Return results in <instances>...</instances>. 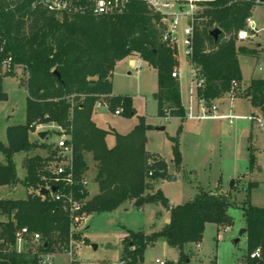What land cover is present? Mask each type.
Here are the masks:
<instances>
[{"label":"trees","instance_id":"trees-1","mask_svg":"<svg viewBox=\"0 0 264 264\" xmlns=\"http://www.w3.org/2000/svg\"><path fill=\"white\" fill-rule=\"evenodd\" d=\"M35 0H19L0 11V26L7 38V49L16 63L23 64L28 76L24 123L6 127V143L0 141V187L18 182L14 155L28 153L34 148L45 155H28L24 160L26 175L22 180L27 189L24 198L0 199V239L6 246L0 248V264H37V253L25 248L17 252L15 232L26 226L40 234V251H54L58 244L69 240L70 218L60 204L49 196L36 193L40 177L48 174L45 165L56 154L53 143L30 139L31 125L54 124L69 133L73 145L74 170L77 179L87 171L85 154L95 162L94 182L98 191L87 199V214L113 211L127 201L136 207L159 203L169 214V221L158 230L146 234L128 229L122 239V253L118 264H143L148 246L164 237L167 245L179 252L178 259L169 264H182L185 245L201 242L206 223L229 225L227 210L235 205L225 194L201 193L194 199L171 205L160 188L158 180L171 181L175 174L168 172L166 161L146 150V131L150 128L144 116L127 133L98 127L92 119L96 102L105 96L114 112L136 113L132 98L112 94L111 77L117 62L137 56L157 72V114L160 117H184L178 78L171 76L179 65L176 48L162 41L163 25L157 14L140 1H134L121 14L57 17L39 6ZM256 0H219L207 12L208 20L200 22L195 31L192 63L203 75L204 85L196 97L210 105L223 97L232 82H241L239 54L254 55L253 49L238 46L237 32L246 27ZM218 27L222 33L215 44L208 32ZM55 71L59 74L57 75ZM73 96L72 99L69 96ZM245 95L264 117V78L251 79ZM7 98L0 78V100ZM114 135L112 147L106 136ZM173 141V159L180 163L181 156L176 138ZM250 171L255 167V149L250 147ZM257 185V182H250ZM79 185L75 187V190ZM246 228L244 264H264V206L251 203L242 207ZM79 238L78 235H73ZM84 244L88 243L82 237ZM260 248L258 257L250 254ZM168 262V261H167ZM211 264H216L215 261Z\"/></svg>","mask_w":264,"mask_h":264},{"label":"rangeland","instance_id":"rangeland-1","mask_svg":"<svg viewBox=\"0 0 264 264\" xmlns=\"http://www.w3.org/2000/svg\"><path fill=\"white\" fill-rule=\"evenodd\" d=\"M257 32L246 40H238V46L254 50V55L239 54L241 82L234 94L214 100L218 115L207 117H191L187 107L191 101L193 114L197 115V97L190 90V68L182 54L179 57V83L182 103L185 108L184 117H160L157 114V72L145 61L137 72L131 66V61H140L137 56H130L119 61L113 70L112 91L117 95H127L132 98L136 113L134 115H115L105 106L95 111L99 123L107 129L119 133H127L138 122L139 116H144L150 128L146 131V150L163 158L168 172L175 174L171 181L158 180L156 187L160 188L171 205L181 204L194 199L201 193L225 194L235 205L229 206L227 212L232 222L227 225L206 223L203 237L199 245L189 243L184 247L186 255L182 264H244L246 253V233L239 236V230L245 227L242 207L251 203L264 206V127L261 121L264 117L260 109L245 95V91L253 78H264V3H255L251 17ZM249 33H253L247 28ZM26 73L17 71L15 75L1 78V85L7 98L0 100V141L6 143V127L24 123L26 103ZM196 98V99H195ZM107 101V100H106ZM219 101V102H218ZM231 110L235 118L231 123L223 117ZM253 125V126H252ZM163 127V128H161ZM47 130L48 143H55L57 131L51 124H44ZM257 135L255 142L256 164L250 171L249 136ZM176 138L181 160L176 164L173 159V141ZM30 139L40 142L41 139L30 132ZM45 155L44 150L34 148L27 155ZM24 152L15 154V166L18 182L0 187V199H17L23 197L25 186L21 178L25 172ZM0 161L4 162L0 152ZM90 170L87 175L89 196L97 191L93 180L94 167L88 159ZM19 175V176H18ZM257 185L250 187V182ZM165 208L159 203H146L136 207L133 201L121 204L113 211L94 212L89 214L86 223L81 227V233L88 239L79 250L83 261L94 264H118L122 253V239L128 229L149 234L161 229L164 224ZM2 216H0V219ZM218 235H220L218 237ZM239 238L238 242H234ZM0 239V248L5 247ZM3 244V246H2ZM95 246V247H94ZM59 256L58 258H56ZM54 264L66 262L57 254ZM61 257V258H60ZM179 252L159 238L148 246L144 252L143 264H155V259L175 262ZM65 260V261H64ZM66 264V263H64Z\"/></svg>","mask_w":264,"mask_h":264},{"label":"built area","instance_id":"built-area-1","mask_svg":"<svg viewBox=\"0 0 264 264\" xmlns=\"http://www.w3.org/2000/svg\"><path fill=\"white\" fill-rule=\"evenodd\" d=\"M19 0H0V11L6 10ZM137 0H35L32 6H39L49 13H53L57 17L90 14L93 16L115 15L121 14L128 9L130 4ZM143 2L147 8L157 14L159 21L164 27L162 33V41L170 43L176 48V56L179 59L180 54L184 56L190 68V90L197 89L204 85L205 79L199 72L198 68L192 63V54L194 50V38L196 27L200 22L208 20L207 12L212 10L219 0H138ZM256 3H264V0H256ZM249 28L253 33H249ZM257 32L254 20L249 18L246 27L237 32L238 40H246ZM139 58V57H138ZM140 59V58H139ZM143 60L131 61V66L135 71L142 68ZM179 65L174 67L171 76L179 77ZM23 70L26 75L28 73L23 64L16 63L12 54L7 49V38L0 26V78L10 75H15L17 71ZM27 78V77H26ZM238 84L232 82L231 90L227 94H234L238 90ZM70 99L73 96H69ZM105 106L109 109V103L105 96H101L96 102L95 108ZM197 115L193 114V106L191 101L187 107L189 116L191 117H207L208 115H218V107L215 103L207 105L204 100H198ZM122 108H117L113 113L119 115ZM228 123H231L235 118L234 114L227 113L223 115ZM256 119L261 122L264 127V120ZM43 123L33 124L34 133L44 130ZM57 131V140L53 143L51 150L55 151L54 159L48 161L45 169L48 174L40 177V185L36 193L45 198L58 202L64 212L70 218V234L69 240L65 244H58L54 251L43 252L38 249L42 244L40 234L30 232L24 226L16 230L14 247L17 252L23 251L25 248H31L37 253V264H54V258L57 254L63 256L66 264H94L93 262L83 261L79 256V250L84 244L82 240L81 227L86 223L89 216L84 210L85 198L83 194L87 191L88 179L83 174L80 179H77L74 170L73 160V145L70 141L69 133L62 128L51 124ZM47 131V130H46ZM79 188L75 190V187ZM55 190H52V187ZM42 187L47 188V194H40ZM5 220V217L0 219V222ZM228 228L225 227L224 231ZM73 235H78L79 238H74ZM220 235H218L219 237ZM260 248H256L251 254V258L258 257ZM155 264H168L167 260L155 259Z\"/></svg>","mask_w":264,"mask_h":264},{"label":"crops","instance_id":"crops-1","mask_svg":"<svg viewBox=\"0 0 264 264\" xmlns=\"http://www.w3.org/2000/svg\"><path fill=\"white\" fill-rule=\"evenodd\" d=\"M118 63V62H117ZM116 66V65H115ZM113 75V74H112ZM111 81H112V77H111ZM112 94H114V95H117V94H115V93H113V91H112ZM194 95H195V97H196V93H194ZM227 94H225L223 97H221V98H219V101H221V99L222 98H224L225 96H226ZM196 99V98H195ZM198 99V98H197ZM199 100V99H198ZM181 101H182V99H181ZM218 101V102H219ZM196 102H197V105H198V101L196 100ZM183 104V103H182ZM189 105V104H188ZM217 105V104H216ZM184 106V105H183ZM98 109V108H97ZM96 108L94 109V112H93V114H92V119H93V121L95 122V124L98 126V127H100V128H103V129H106V130H111V129H107V128H105L103 125H101V123H99V121H98V119L96 118V116H95V111L97 110ZM185 109V108H184ZM227 113H232L231 112V110H229ZM226 113V114H227ZM233 114V113H232ZM135 125V124H134ZM253 126V125H252ZM134 127V126H133ZM132 127V128H133ZM115 131V130H114ZM117 132V131H116ZM129 132V131H128ZM31 133H33V134H35L36 135V133H34V132H31ZM119 133V132H118ZM121 134H125V133H121ZM37 136V135H36ZM37 138H38V136H37ZM47 138V137H46ZM45 138V139H46ZM44 139V140H45ZM249 140H250V142H252V143H250V146L248 147V150H250V147H252V148H254L255 149V151H257L258 150V147L256 146V144H255V142H256V140H257V135L256 134H254L253 132H251L250 133V136H249ZM114 143H115V138H114V135L112 134V132L111 133H109L107 136H106V144H107V146L108 147H112L113 145H114ZM255 151H254V154H255ZM28 155H27V153H25L24 152V155L22 156V157H27ZM255 156V155H254ZM14 157H15V155H14ZM85 161H86V163H87V166H88V169H87V171L84 173V175H85V177L87 178V175H88V173H89V170H90V164L88 163V159H91V161H92V165H93V167H94V175H93V180H94V176H95V173H96V170H95V162L92 160V157H91V154H89V153H87V154H85ZM3 158H4V156H3ZM5 161V160H4ZM1 162V161H0ZM14 162H15V160H14ZM3 163V162H2ZM255 163H256V161H255ZM256 166L258 167L259 165H257L256 164ZM258 170H260V167H258ZM26 175V169H25V172L23 173V175H22V177L21 178H23L24 176ZM19 176V175H18ZM88 179V178H87ZM89 181V180H88ZM97 185V184H96ZM98 188V187H97ZM26 193H27V189H25V192H24V196L23 197H18V198H24L25 196H26ZM97 193V192H96ZM95 193V194H96ZM94 194V195H95ZM93 196V195H92ZM92 196H89V191H88V187H87V199H89L90 197H92ZM162 216H164V220H165V223H167V220L169 219V214H168V212H167V214L165 215H163V214H161ZM160 230V229H159ZM158 231V230H157ZM198 245H199V243H198ZM59 256H57L56 258H58ZM61 257H63V256H61ZM60 257V258H61ZM64 258V257H63ZM65 259V258H64ZM65 261V260H64ZM59 262H61L60 264H64V263H66V262H62V260L60 259V261ZM58 264V263H57Z\"/></svg>","mask_w":264,"mask_h":264},{"label":"water","instance_id":"water-1","mask_svg":"<svg viewBox=\"0 0 264 264\" xmlns=\"http://www.w3.org/2000/svg\"><path fill=\"white\" fill-rule=\"evenodd\" d=\"M221 33H222V31H221L218 27H214V28L210 29L209 32H208L209 36L212 38V40H213V42H214L215 44L217 43L218 38H219V36L221 35ZM55 73H56L57 75H59L56 71H55ZM154 98H157V93L154 94ZM161 128H163V127H161ZM37 136H38L39 139L44 140V139L47 137V131H46V130L39 131V132L37 133ZM51 189H52V190H55V187L53 186ZM48 191H49V190H48L47 188L42 187V188L40 189V194H47ZM204 194H207V193H204ZM168 221H169V219L167 220V222H168ZM244 233H246V228H245V227H243V228H241V229L239 230V236L243 235ZM159 240L166 241V239H165L164 237H159ZM238 241H239V238H236V239L234 240V242H238ZM94 247H95V246H94Z\"/></svg>","mask_w":264,"mask_h":264}]
</instances>
